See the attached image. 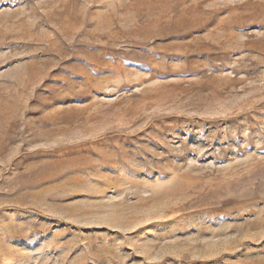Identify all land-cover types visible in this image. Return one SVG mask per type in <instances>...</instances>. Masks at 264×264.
<instances>
[{"label": "rangeland", "instance_id": "rangeland-1", "mask_svg": "<svg viewBox=\"0 0 264 264\" xmlns=\"http://www.w3.org/2000/svg\"><path fill=\"white\" fill-rule=\"evenodd\" d=\"M0 264H264V0H0Z\"/></svg>", "mask_w": 264, "mask_h": 264}]
</instances>
